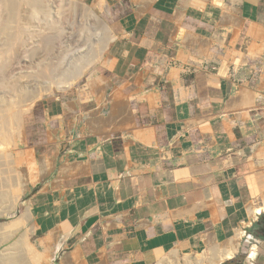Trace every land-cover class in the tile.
<instances>
[{"label": "crops", "instance_id": "crops-1", "mask_svg": "<svg viewBox=\"0 0 264 264\" xmlns=\"http://www.w3.org/2000/svg\"><path fill=\"white\" fill-rule=\"evenodd\" d=\"M120 8L99 84L29 113L51 161L25 207L36 246L51 264H160L245 229L264 264V0Z\"/></svg>", "mask_w": 264, "mask_h": 264}, {"label": "rangeland", "instance_id": "rangeland-1", "mask_svg": "<svg viewBox=\"0 0 264 264\" xmlns=\"http://www.w3.org/2000/svg\"><path fill=\"white\" fill-rule=\"evenodd\" d=\"M128 1L129 0H64L63 3H60L56 0H46L44 4H46L47 6V13H45L46 10L45 12L43 11V13L42 11H38L37 13L40 16L36 14L37 16H34V20L29 17L30 12L29 9L26 8L27 6L21 5L19 15H23H20V17L17 15V18L11 22L10 27L14 28L11 29V31H14L12 33H16L19 31L20 28L22 29L25 26L27 29V27L30 25L29 28L25 31L28 34H26L27 36H20V39L17 42L14 41L13 46L11 44L12 47L8 51L1 50L3 48L1 41L4 42V39L1 40L0 37V62L4 59V61L1 63L7 64L5 66L7 68V72L10 74V77L17 79L20 78V76L22 78V75H24L22 79L25 80L28 78V80L31 81H34V77L41 75L42 72L45 71V69L47 71L54 69V64L55 66L62 64V68H69V65L72 62L75 53V49L71 47L75 46V43L73 42L75 41L76 37L80 36L81 33L79 31L82 30V28L84 31H89L91 29L90 31L93 33L95 32L93 31V29L97 28L98 22H103L104 24L107 23V26L110 27L114 34L113 23L115 18L117 16H123V14L126 12V10L120 8V5L124 2L128 3ZM100 2H103L105 4V8H103L105 10H99ZM91 10L94 11L95 14H97L98 21H95V19L92 20V18L89 17ZM8 16L9 9L7 10L6 7L4 8L3 4H1L0 2V27L6 21ZM19 20L22 22V24L21 22L18 23ZM50 25L55 29L56 34L52 41V45H50L51 47L49 48L45 45L42 36L45 34V32L50 33L49 30L45 31V28L49 29ZM92 25L96 27H93ZM69 29L71 30L69 31ZM31 33H35L33 38ZM71 34H73L74 36L71 37ZM29 39L32 41H30ZM111 45L112 44H110L107 52L103 55L101 61L90 67L83 76V78L76 82L75 85L69 91H60L57 88H54L52 94L44 95L41 99L36 101V104L42 101L43 99L47 98L75 95L78 91H85L86 89L92 87L94 83L95 85H98L100 79L103 78V68L108 63ZM38 70H40V72ZM14 73H16V76L14 75ZM35 105L30 109V111L35 107ZM30 111L23 115V129L22 133L20 134V137L17 140V146L15 148V151L17 153L16 157L19 163L16 169V176L19 177L18 181H20L22 184H27V189L25 192L20 194V197L18 199L19 201H16L15 204L7 200H0V259H2V261H4L3 259L7 260V257L11 255V252H20L24 254V257H26L25 250H27L28 244L33 245L37 251L39 250L40 252H38L40 254L44 253L42 250L38 249L33 237L31 236V222L28 220V211L26 212L25 207L29 199V193L32 187L38 184L44 178L47 171L51 169V161L46 154L37 152L34 148V144L29 140L27 119ZM10 147L12 146L8 147L7 145H5L3 148L8 149V151H14L13 147ZM20 182H14L16 184L12 183V186H14H11V189L14 190V188H16L20 192L21 189L17 185ZM14 222L18 223V225H15V227L12 226ZM249 236L250 234L247 233L242 242V246L238 255L232 260L226 261L223 264H252V260H250L249 257L252 256V258L254 259V255H258L260 250L258 248L257 243L251 242L249 240ZM255 245L257 246V248L254 252L252 251V247ZM202 252L203 251H200L199 253ZM181 254L183 256L188 253ZM42 255L44 256L45 254ZM47 256L45 255L48 261H46L47 263L43 264H51V257Z\"/></svg>", "mask_w": 264, "mask_h": 264}, {"label": "bare ground", "instance_id": "bare-ground-1", "mask_svg": "<svg viewBox=\"0 0 264 264\" xmlns=\"http://www.w3.org/2000/svg\"><path fill=\"white\" fill-rule=\"evenodd\" d=\"M45 1L46 0H0L4 8L6 7L7 10L9 9V16L0 27V37H1V40L4 39V42L1 41L3 45V48L1 49L2 51L10 50L11 47L13 46L14 41L17 42L20 39V36L22 35L27 36L26 34H28L25 31L29 28L30 25L27 27V29L25 26L22 29L20 28L19 31L16 33H12L14 31L13 30L11 31V29H14V28L10 27L11 22L17 18V15L19 17L20 15H23V14L19 15L21 5L27 6L26 8H28L30 12L29 17L32 18V20H34L33 19L35 18L34 16H37V15L40 16L37 13L38 11H42L43 13V11L45 12L46 10L45 13H47V6L46 4H44ZM56 1L60 3L64 2V0H56ZM99 4H100V8L97 7L99 8V10L105 8L104 7L105 4L103 2H100ZM89 17L92 18V20L95 19V21H98L97 14H95L94 11L92 10H91V13L89 14ZM19 22L21 21L19 20L18 23ZM51 25L49 29L45 28V31L49 30L50 33L45 32V34L42 36V39L45 45L48 46L49 48L51 47L50 45H52V41L56 34L55 29ZM93 27H96V26H93ZM70 30L71 29H69V31ZM90 30L84 31L82 28V30L79 31L81 33L80 36L75 38V41L73 42L75 43V46L71 47L75 49V53H74L72 62L71 63L69 62L70 63L69 68H62L63 66L62 64L57 65V66H55L54 64V67H55L54 69L49 70V71L45 69V71H43L41 75L34 77L35 78L34 81L28 80V78L25 80L22 79L24 75H22L23 76L22 78L20 76V78H17V79L10 77L9 76L10 74L7 72L6 70L7 68L5 66L7 64L1 63L4 61V59L0 62V82H1V86H0V200H7L15 204L16 201H19L18 199L20 197V194L25 192L27 189V184H22L20 181H18L19 177L16 176V169L19 163L16 157L17 153L15 151V148L17 146V140L20 137V134L22 133V129H23V115L30 111V109L36 104L37 100L41 99L44 95L52 94L54 88H57L60 91H66V92L69 91L75 85L76 82H78L80 79L83 78V76L85 75V73L90 67H92L93 65L101 61V59L103 58V55L107 52L110 44L113 41H115V35L113 34L110 27L107 26V23L104 24L103 22L101 23L98 22L97 28L93 29V31L95 32L92 33ZM31 34L33 38L35 33H31ZM72 36L74 35L71 34V37ZM38 71L40 72V70ZM14 75L16 76V73H14ZM5 145H7L8 147L12 146L14 151L13 150L8 151V149H4L3 147ZM14 182H20L17 184L19 188L21 189L20 192L16 188H14V190L11 189L12 183ZM261 212L262 210L256 211V213H261ZM15 225H18V223L14 222L12 224L13 227H15ZM245 236H246L245 232L242 229H240L237 231L236 236L233 239H231L228 243H226L225 245H217L203 253L186 254L182 256L180 251L176 250L174 253L170 254L167 258H165L164 261H162L160 264H222L226 261L232 260L238 255ZM256 248L257 247L254 246L252 250L255 252ZM25 252H26L25 254L26 257H24L23 253L11 252V255H9L10 253L8 254L9 256L7 257V260L3 259L4 261H2V259H0V264H43V263H47L46 261H48L45 255L43 256L42 255L43 253L40 254L35 249V247L31 244L27 245V250H25Z\"/></svg>", "mask_w": 264, "mask_h": 264}, {"label": "built area", "instance_id": "built-area-1", "mask_svg": "<svg viewBox=\"0 0 264 264\" xmlns=\"http://www.w3.org/2000/svg\"><path fill=\"white\" fill-rule=\"evenodd\" d=\"M252 225H253V223H250V226H252ZM243 231L245 232V235H247V231L245 229ZM249 238H250V236H249Z\"/></svg>", "mask_w": 264, "mask_h": 264}]
</instances>
